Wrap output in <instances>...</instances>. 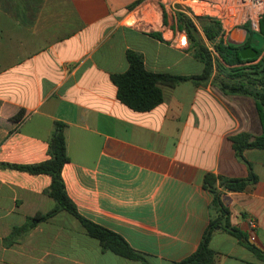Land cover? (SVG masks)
Listing matches in <instances>:
<instances>
[{
	"label": "crops",
	"instance_id": "1",
	"mask_svg": "<svg viewBox=\"0 0 264 264\" xmlns=\"http://www.w3.org/2000/svg\"><path fill=\"white\" fill-rule=\"evenodd\" d=\"M196 29L209 52L215 49L217 36L209 41L200 24ZM182 32L160 0H0V165L47 160L62 123L68 161L61 175L77 212L150 264L193 254L218 217L206 175L217 179L230 224L264 253V148H246L240 159L232 142L262 136L255 100L223 93L215 79L227 78L216 70L198 85L158 84L163 101L149 111L117 99L111 75L128 69L127 51L141 54L150 73H202L189 43L174 42ZM229 44L263 46L264 53V37H250L246 27L234 29ZM249 168L257 181L246 190L218 186V178L248 179ZM50 182L0 168V264H141L103 252L65 212L5 242L14 227L54 207L45 193ZM209 247L215 264H264L219 228Z\"/></svg>",
	"mask_w": 264,
	"mask_h": 264
},
{
	"label": "trees",
	"instance_id": "2",
	"mask_svg": "<svg viewBox=\"0 0 264 264\" xmlns=\"http://www.w3.org/2000/svg\"><path fill=\"white\" fill-rule=\"evenodd\" d=\"M198 21L205 37L212 41L219 33L217 22L208 18L198 19ZM177 26L186 33L192 55L203 64L202 73L190 77L150 73L144 68L141 54L127 51L128 69L124 73L111 75V82L116 87L117 99L134 111H149L163 101V94L158 84L176 85L191 81L193 84L198 85L211 79L214 70H216L227 78L226 80L215 79L223 93L249 96L255 100L263 128L262 136L253 141H249L250 137L248 135H240L232 139L238 157L243 159L241 153L246 148H264V53L261 54L263 46L256 50L257 57L261 55L260 59L252 64L251 62L256 58L243 60L240 57L241 48L231 44H217L215 51L218 54V59L213 61V57L203 44L195 25L190 19L184 15H177ZM246 30L250 37L255 34L250 32L247 27ZM257 34L262 38L264 37V20L261 22L260 31ZM246 63L251 64L246 65ZM47 155L48 159L38 164L0 165V168H8L32 175H48L51 182L45 193L54 202V207L46 213L37 212L28 217L22 226L14 227L5 242L10 243L13 238L24 236L37 225L60 212H65L79 222L85 232L98 242L103 252H110L141 264H150L143 256L135 253L119 235L88 221L77 212L75 205L66 193L61 175L62 168L68 161L64 125L62 123L55 124L54 132L48 142ZM249 171V177L245 180L218 178V186L233 192L244 191L257 181V177L251 169ZM216 180L213 175H206L203 180V187L212 194L211 207L216 210L218 217L210 220L197 250L190 256L173 264H215V252L209 247V241L216 228L228 232L250 250L256 258L264 262V253L249 243L243 232L230 224L229 211L221 203V192L216 187Z\"/></svg>",
	"mask_w": 264,
	"mask_h": 264
},
{
	"label": "built area",
	"instance_id": "3",
	"mask_svg": "<svg viewBox=\"0 0 264 264\" xmlns=\"http://www.w3.org/2000/svg\"><path fill=\"white\" fill-rule=\"evenodd\" d=\"M160 4L168 12L171 19L177 20V15H184L190 19L195 27L199 26L198 19L208 18L217 22L219 33L214 47L217 44H229L232 31L236 28L247 27L252 33H259L261 22L264 20V0H160ZM180 46L188 43L187 35L183 31L180 37L174 40ZM208 51L209 48L207 47ZM213 47L210 53L213 58L217 54ZM250 229L255 228L252 220L248 221Z\"/></svg>",
	"mask_w": 264,
	"mask_h": 264
},
{
	"label": "water",
	"instance_id": "4",
	"mask_svg": "<svg viewBox=\"0 0 264 264\" xmlns=\"http://www.w3.org/2000/svg\"><path fill=\"white\" fill-rule=\"evenodd\" d=\"M256 56H257V52L249 47L240 50V57L243 60H251L256 58Z\"/></svg>",
	"mask_w": 264,
	"mask_h": 264
}]
</instances>
